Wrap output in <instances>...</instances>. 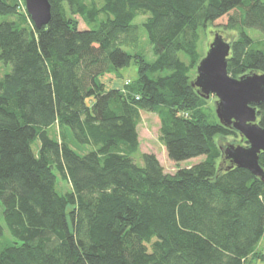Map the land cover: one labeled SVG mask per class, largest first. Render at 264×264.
<instances>
[{
	"label": "trees",
	"instance_id": "obj_1",
	"mask_svg": "<svg viewBox=\"0 0 264 264\" xmlns=\"http://www.w3.org/2000/svg\"><path fill=\"white\" fill-rule=\"evenodd\" d=\"M48 2L38 30L0 0V16L18 20L0 23V63L10 67L0 78V203L14 240L0 264L264 261V181L230 167L215 138L239 134L208 122L191 85L201 32L231 11L222 26L232 32L228 74H264V37L248 33L264 36V0ZM138 16L152 62L125 51L139 44ZM132 59L137 79L109 88ZM141 111L159 119L171 162L205 159L173 175L154 154L137 164ZM257 122L264 129V103ZM258 163L264 171V153ZM58 178L70 189L58 193Z\"/></svg>",
	"mask_w": 264,
	"mask_h": 264
},
{
	"label": "water",
	"instance_id": "obj_2",
	"mask_svg": "<svg viewBox=\"0 0 264 264\" xmlns=\"http://www.w3.org/2000/svg\"><path fill=\"white\" fill-rule=\"evenodd\" d=\"M24 10L36 29L50 20L48 0H24ZM230 44L215 33L204 57L196 67L192 86L205 99L214 96L215 115L220 125L231 126L246 143V147L227 144L222 155L230 167L248 170L264 181V171L258 155L264 153V129L257 122V110L264 103V74L251 73L233 78L227 72Z\"/></svg>",
	"mask_w": 264,
	"mask_h": 264
},
{
	"label": "rangeland",
	"instance_id": "obj_3",
	"mask_svg": "<svg viewBox=\"0 0 264 264\" xmlns=\"http://www.w3.org/2000/svg\"><path fill=\"white\" fill-rule=\"evenodd\" d=\"M7 3L11 5H18L17 10L24 14V0H6ZM236 11H231L227 15L221 17L220 19L214 21L206 30L205 33L201 32V38L199 42V48L198 52L201 57H204L210 43L213 40L214 34L218 33L220 34L224 40L227 42L232 37V32L228 30H224L222 26H224L228 20V17L231 14H235ZM17 17H9V16H0V23L1 22H9V21H15ZM19 19V18H18ZM76 19L79 22V29H85L86 26L83 23L82 19H80L78 16ZM144 17L138 16L133 21V24L137 26L138 28V34H139V44L136 48H125V51H127L130 55H134L135 53L141 54L146 61L152 62L154 60V56L152 54V47L147 39L145 30L142 27V22L144 21ZM18 21V20H16ZM249 35L254 40H260L264 36L258 32H255L254 30H248ZM10 71V67L7 65H4L0 63V78L4 76L6 73ZM251 74V72H247L245 75ZM117 75L119 78L110 79L108 83L109 88H115L116 83H120L123 85V82L125 80L134 81L138 77V66L135 64L134 59L131 60V63L122 69H119L117 72ZM196 77V73L193 76L194 81ZM105 81H107L105 77ZM216 98L214 96H210L208 99H206V105L204 107V110L206 114L208 115V122L209 123H219L216 115H215V102ZM159 119L157 116L153 113L148 112H140V120L139 124L137 126V132H138V141H139V148L136 153L132 155V157L136 160V163L141 165L140 155L143 153L147 154H154L156 158L158 159L159 163L161 164L164 173L173 175L178 169L182 168H189L197 163H200L205 159V156H199L195 157L186 161H182L179 164H175L171 162L166 154L164 146L159 141ZM50 135H52L55 138L57 137V132L55 129L50 130ZM216 143L223 149L227 144L232 145H240L243 147H246V143L244 139L238 135V137H226V138H215ZM38 142L35 141L32 144L33 151H36ZM58 182V193H64V191H67L70 189V185L67 181H63L60 178L57 180ZM2 205L0 203V224L3 226V236L0 239V248L5 245H10L14 240L10 236L8 229L6 227L3 214H2ZM257 248H260V251H264V241H261Z\"/></svg>",
	"mask_w": 264,
	"mask_h": 264
},
{
	"label": "crops",
	"instance_id": "obj_4",
	"mask_svg": "<svg viewBox=\"0 0 264 264\" xmlns=\"http://www.w3.org/2000/svg\"><path fill=\"white\" fill-rule=\"evenodd\" d=\"M122 87V85L120 84V83H116L115 84V88H121ZM259 249V251H260V248H258ZM262 253H264V251L262 250ZM262 261L263 260H261V262H259V263H257V264H260V263H262Z\"/></svg>",
	"mask_w": 264,
	"mask_h": 264
},
{
	"label": "built area",
	"instance_id": "obj_5",
	"mask_svg": "<svg viewBox=\"0 0 264 264\" xmlns=\"http://www.w3.org/2000/svg\"><path fill=\"white\" fill-rule=\"evenodd\" d=\"M260 264H264V261L262 263H260Z\"/></svg>",
	"mask_w": 264,
	"mask_h": 264
}]
</instances>
